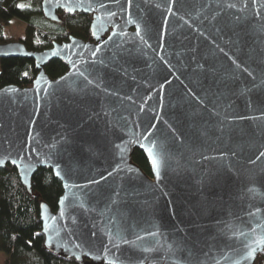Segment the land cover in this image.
I'll return each instance as SVG.
<instances>
[{"label": "water", "instance_id": "water-1", "mask_svg": "<svg viewBox=\"0 0 264 264\" xmlns=\"http://www.w3.org/2000/svg\"><path fill=\"white\" fill-rule=\"evenodd\" d=\"M42 9L53 22L60 9L93 15L91 40L40 51L0 42V58L39 70L31 86L0 88V169L13 165L30 192L40 167L61 181L58 209L40 206L47 248L86 264H254L264 252V0ZM53 59L68 66L57 78L45 69Z\"/></svg>", "mask_w": 264, "mask_h": 264}, {"label": "trees", "instance_id": "trees-1", "mask_svg": "<svg viewBox=\"0 0 264 264\" xmlns=\"http://www.w3.org/2000/svg\"><path fill=\"white\" fill-rule=\"evenodd\" d=\"M58 13L61 22H53L44 16L42 0H0V42L12 41L4 36V25L15 17L28 23V36L18 41H22L30 51L46 49L72 35L92 39L93 15H70L61 9ZM0 64V88L10 84L31 86L39 73L35 61L26 57L0 58ZM45 69L50 77L57 78L68 70V66L60 59H53ZM132 159L152 176L150 163L143 151L135 148ZM62 194V183L52 169L40 167L37 170L32 177L31 192L13 165L0 169V251L7 254L6 264H86L87 259L80 262L68 258L48 249L45 244L41 203L56 211ZM254 264H264V252L258 255Z\"/></svg>", "mask_w": 264, "mask_h": 264}, {"label": "rangeland", "instance_id": "rangeland-1", "mask_svg": "<svg viewBox=\"0 0 264 264\" xmlns=\"http://www.w3.org/2000/svg\"><path fill=\"white\" fill-rule=\"evenodd\" d=\"M4 36L12 41L28 36V23L20 18H12L8 24L4 25ZM1 71V64H0ZM7 254L0 251V264H6Z\"/></svg>", "mask_w": 264, "mask_h": 264}, {"label": "snow or ice", "instance_id": "snow-or-ice-1", "mask_svg": "<svg viewBox=\"0 0 264 264\" xmlns=\"http://www.w3.org/2000/svg\"><path fill=\"white\" fill-rule=\"evenodd\" d=\"M20 7H23V5H20ZM150 155H151V151H150V153H149ZM261 155H264V153H261ZM153 163H154V165H155V163H156V161L155 160H153ZM157 175H159V173L157 172ZM253 251H255V250H253Z\"/></svg>", "mask_w": 264, "mask_h": 264}, {"label": "crops", "instance_id": "crops-1", "mask_svg": "<svg viewBox=\"0 0 264 264\" xmlns=\"http://www.w3.org/2000/svg\"><path fill=\"white\" fill-rule=\"evenodd\" d=\"M6 261H7V259H6Z\"/></svg>", "mask_w": 264, "mask_h": 264}]
</instances>
